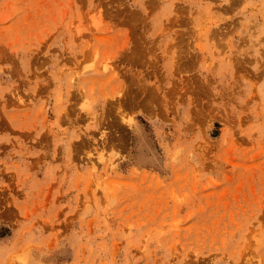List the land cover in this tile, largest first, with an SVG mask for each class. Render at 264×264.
Here are the masks:
<instances>
[{
    "label": "rangeland",
    "instance_id": "1",
    "mask_svg": "<svg viewBox=\"0 0 264 264\" xmlns=\"http://www.w3.org/2000/svg\"><path fill=\"white\" fill-rule=\"evenodd\" d=\"M0 264H264V0H0Z\"/></svg>",
    "mask_w": 264,
    "mask_h": 264
}]
</instances>
